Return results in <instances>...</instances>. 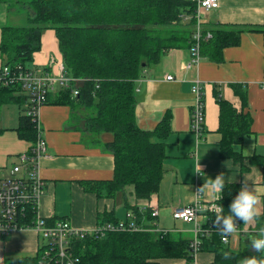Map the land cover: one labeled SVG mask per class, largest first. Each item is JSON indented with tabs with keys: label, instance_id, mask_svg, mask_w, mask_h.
I'll list each match as a JSON object with an SVG mask.
<instances>
[{
	"label": "crops",
	"instance_id": "0c3cea01",
	"mask_svg": "<svg viewBox=\"0 0 264 264\" xmlns=\"http://www.w3.org/2000/svg\"><path fill=\"white\" fill-rule=\"evenodd\" d=\"M10 1L0 0V46L3 28L23 27L15 21L21 16L30 23L33 15L32 10L18 0L11 4ZM218 1L219 8L206 12L201 19L204 33H211L209 28L245 29L239 45L223 50L222 62L202 55L199 66L186 70L184 63L189 61L190 49H174L164 54L159 64L147 68L144 76L136 82L135 119L140 129L154 131L166 116L170 117L171 132L163 140L166 150L165 174L159 192L150 200H137L133 187L125 188L114 197H100L94 191H86L89 185L100 184L104 192L103 185L114 178V157L108 148L112 136L89 131L86 120L93 115L91 109L54 105L53 99L59 95L58 92L50 95L41 112L42 137L47 142V154L40 161L45 182V194L39 204L41 218L48 221L68 220L76 229L93 231L98 225L111 221L130 219L136 223L138 218L127 208L129 204L138 207L142 226H153V230L161 234L170 233L174 239L182 237L193 240L194 225L174 219L173 213L193 204L196 190L221 173L225 174L226 180L230 178L226 184L242 187L246 180L247 186L260 197L257 205L259 217L264 214V32L247 31L264 29V0ZM40 39L41 50L34 54L28 68L54 72L50 66L51 59L63 62L56 32L45 30ZM4 65L0 50V68ZM168 77L174 79L170 81ZM196 80L202 83L207 107L206 126L200 139L191 131L194 105L191 88ZM237 87L247 91V108L243 109ZM220 99L230 103L237 113L252 118L251 134L235 146V150L244 156L243 162L224 158L221 154ZM28 146L17 157L18 162L21 157L29 155L32 146ZM4 151L0 155V169L4 167L7 156H12L7 154L10 151ZM199 160L201 169L198 167ZM201 194L204 202L216 201L207 189ZM150 208L158 215L147 220L145 213ZM206 221V217L202 216L201 223L205 224ZM238 227L239 231L231 233L228 244H224L232 252L247 248L249 235L264 227V220L258 218L252 223H241ZM41 237L34 229L15 231L8 236L0 234V264L7 258L26 257L24 255L27 253L35 256L41 247ZM14 252L22 254L12 256ZM215 258V253L210 250L200 251L194 264H213ZM160 263L187 262L183 258H168L160 260Z\"/></svg>",
	"mask_w": 264,
	"mask_h": 264
},
{
	"label": "trees",
	"instance_id": "16d2710c",
	"mask_svg": "<svg viewBox=\"0 0 264 264\" xmlns=\"http://www.w3.org/2000/svg\"><path fill=\"white\" fill-rule=\"evenodd\" d=\"M21 3L32 10L33 15L28 26L3 28L0 50L5 65L28 67L34 54L41 50L43 32L54 30L66 70L85 82L78 96L73 95L72 87L60 91L53 104L91 109L93 115L86 120L89 131L112 136L108 148L114 157V178L103 185L104 192L100 184H91L86 191H94L100 197H114L125 188L133 187L137 200H150L159 192L165 174L163 140L171 132L170 117L166 116L154 131L140 129L135 119L136 82L147 68L159 64L167 52L191 48L197 25V4L193 0H26ZM182 14L188 17V22L180 20ZM209 30L213 37L202 43L201 54L215 62H222L223 50L239 45L245 32V29ZM257 30L264 32V29L247 31ZM236 92L243 109L247 108L246 89L237 87ZM14 93V89L1 91L0 107L9 102L25 104L23 96ZM219 102L223 133L221 154L243 162L244 156L235 146L251 134L252 118L237 113L226 101ZM16 131L21 141L31 146L36 143L37 125L26 115L20 117ZM240 188L238 184L225 185L223 198L218 200L224 207V215L228 214V207ZM127 208L137 216L134 225L138 230H130L132 221L128 219L125 221L128 230L105 231L99 237L89 234L72 246L75 264H161L160 260L168 258H183L186 264H194L191 240L174 239L170 233L163 235L153 230V226H142L138 207L128 204ZM219 214L209 215L204 224L208 232L201 236L200 250L215 253L213 264H243L244 258L252 255L264 258L261 253L251 251L250 246L240 252L226 248L221 228L216 223ZM36 215L30 207L21 225L32 227ZM145 217L154 218L151 208ZM259 220H264V214ZM109 223L118 225L120 222ZM241 223L238 221V225ZM56 255V249L48 244L41 246L35 256L7 258L2 264H60Z\"/></svg>",
	"mask_w": 264,
	"mask_h": 264
},
{
	"label": "built area",
	"instance_id": "2783aa9c",
	"mask_svg": "<svg viewBox=\"0 0 264 264\" xmlns=\"http://www.w3.org/2000/svg\"><path fill=\"white\" fill-rule=\"evenodd\" d=\"M197 4V25L193 36V44L190 48L189 61L184 63V69L189 70L194 66H199L202 61V43L212 38L211 33H204L201 19L206 12L215 11L219 8L218 0H193ZM180 19L189 20L186 15H180ZM50 66L54 72L43 69H31L23 66L4 65L0 68V92L10 89L15 90V96H23L26 105V116L37 125V141L32 146L29 155L20 158L19 162L11 167L7 174L0 176V234L8 236L12 232L19 230H36L44 239L49 241L53 249H56V258L60 264H75L73 259V244L85 239L89 234H96L97 237L104 235L105 231L128 230L125 221L118 225L107 223L98 225L93 231L80 230L72 226L68 220H56L48 223L39 215V204L45 194V182L41 175V159L47 154V142L42 137L41 112L47 104L50 95L73 89V95L78 96V92L85 82L84 79L72 77L64 63L54 58L50 61ZM173 77H168L172 81ZM192 94L194 105L191 111V131L200 139L206 126L207 107L202 83L196 80ZM200 188L196 190V197L193 204L179 210H175L173 217L183 223L193 224L194 238L191 240L190 251L194 257L200 253L202 247L201 236L208 232L201 223L202 216L207 221L209 215L218 214L215 202H204ZM32 208L37 212V219L32 227L21 225L23 218H26L28 209ZM157 211L153 212V217H157ZM132 217V215L130 214ZM132 222L130 230H138ZM239 226V225H238ZM237 226V231L239 227ZM222 241L228 244L229 235L223 231ZM165 235V232L163 233Z\"/></svg>",
	"mask_w": 264,
	"mask_h": 264
},
{
	"label": "clouds",
	"instance_id": "9594fccd",
	"mask_svg": "<svg viewBox=\"0 0 264 264\" xmlns=\"http://www.w3.org/2000/svg\"><path fill=\"white\" fill-rule=\"evenodd\" d=\"M198 167L201 169L200 160ZM227 182H230V178L226 180L225 174L221 173L215 179H211L210 183L204 184L199 191L207 189L213 194L215 199L221 201ZM259 200L260 197L247 186L245 180L244 185L229 205L227 215L223 214L224 207L221 204L217 205L220 214L217 216L216 223L223 233L226 236L234 233L237 230L238 221H242L245 224L257 221L260 215V209L257 207ZM248 244L251 251L261 253L264 256V227L259 228L255 234L249 235ZM243 264H264V258H258L255 255L248 256L244 258Z\"/></svg>",
	"mask_w": 264,
	"mask_h": 264
},
{
	"label": "rangeland",
	"instance_id": "374dc122",
	"mask_svg": "<svg viewBox=\"0 0 264 264\" xmlns=\"http://www.w3.org/2000/svg\"><path fill=\"white\" fill-rule=\"evenodd\" d=\"M17 0H11L10 2H15ZM26 1V0H21ZM23 4V3H21ZM24 5V4H23ZM15 8V7H13ZM28 9V8H27ZM29 10V9H28ZM16 24L20 26H28L29 23L26 20V18H22L20 16L19 19H17ZM26 115V105L25 104H17L15 102H9L6 104H3L0 107V155L1 153L6 151H10L11 153L7 152V154H11L12 156H7V161L2 169H0V176L3 174H7V172L11 169L12 165L14 163L18 162V156L19 154L23 153L24 150L28 149V144L21 141L17 132L14 130L17 126H19V119L21 116ZM4 149V150H1ZM1 168V167H0ZM6 168V170H4ZM7 239V238H6ZM49 241L46 239H43L41 237V243L40 245H48ZM22 253H15L12 256H18ZM31 254L27 253L24 256H28ZM36 255V254H35ZM22 257V256H20Z\"/></svg>",
	"mask_w": 264,
	"mask_h": 264
},
{
	"label": "bare ground",
	"instance_id": "6f19581e",
	"mask_svg": "<svg viewBox=\"0 0 264 264\" xmlns=\"http://www.w3.org/2000/svg\"><path fill=\"white\" fill-rule=\"evenodd\" d=\"M21 156V155H20ZM180 234V233H179ZM179 238V236H177Z\"/></svg>",
	"mask_w": 264,
	"mask_h": 264
}]
</instances>
